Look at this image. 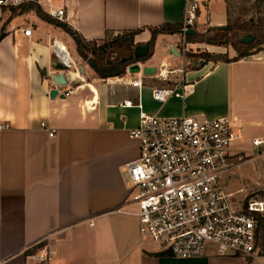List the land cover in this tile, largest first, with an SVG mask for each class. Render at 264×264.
<instances>
[{"label": "crops", "instance_id": "1", "mask_svg": "<svg viewBox=\"0 0 264 264\" xmlns=\"http://www.w3.org/2000/svg\"><path fill=\"white\" fill-rule=\"evenodd\" d=\"M187 1L198 3L194 27L204 31L225 25L229 2L237 0H55L66 6L63 23L96 43L134 29H143L134 42L145 43L150 38L145 27L181 23ZM27 27L30 36L23 34ZM53 39L67 46L75 62L64 85L52 80L62 71ZM179 41L177 33L156 36L151 56L139 62L155 67L153 75L127 69L122 76L100 78L80 60L62 28L33 13L25 21L11 20L0 39V264H264V252L157 255L155 243L140 235L135 207L120 209L128 194L126 164L138 156V143L128 131L138 122L139 108L120 105L123 100L161 117L235 118L247 153L252 137L264 139V49L191 69L173 53ZM219 48L214 52H225ZM164 70L171 71L176 94L159 102L151 91L166 85ZM137 79L141 87L132 85ZM52 88L58 93L50 98ZM67 90L72 92L64 96ZM227 186L241 189L237 196L264 191V162L241 163ZM42 241L33 254L25 252Z\"/></svg>", "mask_w": 264, "mask_h": 264}, {"label": "built area", "instance_id": "2", "mask_svg": "<svg viewBox=\"0 0 264 264\" xmlns=\"http://www.w3.org/2000/svg\"><path fill=\"white\" fill-rule=\"evenodd\" d=\"M22 2H33L50 18L66 21L65 4L55 0H0V7ZM197 8L196 1L186 2L178 49L183 58L190 45L185 32L194 26ZM31 31V27L24 28L23 34L30 36ZM51 48L69 81L75 65L70 51L57 39ZM137 64V74L144 76L143 65ZM170 72L160 71L162 80H169ZM141 84V79L132 82L137 87ZM175 86L153 88L151 95L164 101L176 94ZM119 104L139 108L138 122L128 131V137L138 143V156L126 164L128 194L120 209L135 207L140 235L172 257H252L263 253L264 227L259 229L258 215L264 222V191L237 196L241 189L230 190L227 181L241 163L252 158L264 162V139L252 137L247 153L240 147L242 126L235 118L161 117L130 100ZM40 126L46 127L45 122ZM48 134L52 137L53 131Z\"/></svg>", "mask_w": 264, "mask_h": 264}, {"label": "trees", "instance_id": "3", "mask_svg": "<svg viewBox=\"0 0 264 264\" xmlns=\"http://www.w3.org/2000/svg\"><path fill=\"white\" fill-rule=\"evenodd\" d=\"M242 1V0H241ZM245 1V0H243ZM255 7L264 6V0H254ZM2 9L10 11V17H19L25 14H35L44 21L62 28L74 41L77 54L90 66L94 73L100 78L122 76L126 70L138 71L136 63L143 62L152 54L155 38L161 33H181V23H163L158 26H147L150 38L147 42H134L136 34L143 29L124 31L122 35H116L109 41L96 45L95 41H86L75 29L66 23L52 19L43 13L38 5L33 2H22L16 6H1ZM197 12V11H196ZM243 12V13H240ZM237 16L229 18L225 25L209 26L205 31H197L194 26L193 32L185 34L188 43H205L215 46L230 45L235 51L233 57H227L223 53H210L209 51H199L198 53L186 54L184 56L189 68L198 69L209 61H236L242 57L258 53L264 44V22L260 19L254 20L253 17L246 19L247 9L242 8ZM10 18V19H11ZM6 29L0 28V39L5 36ZM148 48L143 56L137 54ZM41 76L45 77V70H40ZM166 85L176 84L175 81L165 80ZM259 229L264 227L262 216L258 215ZM45 245V242L29 247L27 254H33L38 248ZM167 255L159 252L157 255Z\"/></svg>", "mask_w": 264, "mask_h": 264}, {"label": "rangeland", "instance_id": "4", "mask_svg": "<svg viewBox=\"0 0 264 264\" xmlns=\"http://www.w3.org/2000/svg\"><path fill=\"white\" fill-rule=\"evenodd\" d=\"M253 2H254V0L230 1L229 2V7H230V10H231L230 18H234L235 16H237L239 14V12L242 10V8H245V9H247V12L244 13L246 15V19H248L250 17H253L254 20L260 19V20H262L264 22V6L255 7L253 5ZM240 13H243V12H240ZM28 15L25 14V15H22V16H19V17H12L11 18L10 17V11L8 9H2L0 7V28L4 27L5 29H7L10 26L11 20H13L15 18H21V19H23L25 21L26 20V16H28ZM122 34L123 33H121V32L120 33H114V34H108L105 37V39H103L101 41H98L95 44L96 45L102 44L104 41H109L110 39H112L116 35L119 36V35H122ZM210 46L211 47L209 49H211V50H207V48H206V46L204 44H200L198 46V44L192 43V44L188 45L189 49L185 52V55L188 54V53L189 54L198 53L199 51H204V50L205 51H209L210 53L214 54L215 53L214 51L222 50V48H219V47L225 48V52H223V54L227 55V57H233L235 55V51L233 50V48L230 45L217 46L215 48H212V46H215V45H210ZM262 48L264 49V44L262 45ZM213 49H215V50H213ZM217 53H220V52H217ZM232 54H234V55H232ZM80 60L84 61L81 57H80ZM185 63H186L185 66L189 67L187 62H185ZM246 179H244L242 181H244L245 183L248 182L249 180H246Z\"/></svg>", "mask_w": 264, "mask_h": 264}, {"label": "water", "instance_id": "5", "mask_svg": "<svg viewBox=\"0 0 264 264\" xmlns=\"http://www.w3.org/2000/svg\"><path fill=\"white\" fill-rule=\"evenodd\" d=\"M191 32H193V29L190 28L185 33L188 34V33H191ZM147 51H148V48H144L143 50H141L137 54V56H143V55H145L147 53ZM173 53L175 55H178V51L175 50L174 48H173ZM59 64L62 66V70H64L65 69L64 66L61 63H59ZM136 66L138 67V64L137 63H136ZM155 71H156V68L153 67V66H145V67L142 68L143 74L144 75H147V76L153 75L155 73ZM52 80H53V82L56 85H64L67 82L66 79L64 78L63 71H59L58 73H56L55 75H53L52 76ZM57 93H58V90L55 89V88H52L49 91L50 98L55 97V95H57Z\"/></svg>", "mask_w": 264, "mask_h": 264}, {"label": "bare ground", "instance_id": "6", "mask_svg": "<svg viewBox=\"0 0 264 264\" xmlns=\"http://www.w3.org/2000/svg\"><path fill=\"white\" fill-rule=\"evenodd\" d=\"M164 72H165V70H164L162 73H164ZM72 75H74V74L71 73V76H72ZM91 88H92L93 91L96 92V90H95V88H94L93 86H91ZM90 104H91V102H88V105H90Z\"/></svg>", "mask_w": 264, "mask_h": 264}]
</instances>
